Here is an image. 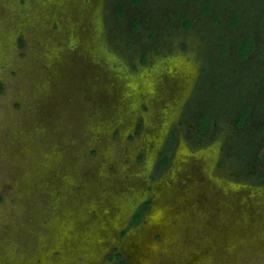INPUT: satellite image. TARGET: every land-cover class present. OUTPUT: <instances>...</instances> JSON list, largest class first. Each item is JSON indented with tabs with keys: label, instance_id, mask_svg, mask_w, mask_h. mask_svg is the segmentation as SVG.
<instances>
[{
	"label": "rangeland",
	"instance_id": "rangeland-1",
	"mask_svg": "<svg viewBox=\"0 0 264 264\" xmlns=\"http://www.w3.org/2000/svg\"><path fill=\"white\" fill-rule=\"evenodd\" d=\"M0 264H264V0H0Z\"/></svg>",
	"mask_w": 264,
	"mask_h": 264
},
{
	"label": "trees",
	"instance_id": "trees-1",
	"mask_svg": "<svg viewBox=\"0 0 264 264\" xmlns=\"http://www.w3.org/2000/svg\"><path fill=\"white\" fill-rule=\"evenodd\" d=\"M135 1H136V3H139V2H140V0H135ZM205 8H206V7H205ZM235 21H236V16L232 19V23H231V24L234 25V24H235ZM184 25H185V26H188V25H189V20H188V19L185 20ZM252 49H253L252 38H251L250 35H247V36H245V37L243 38V40L241 41V43H240V45H239V48H238V52H239V54H240V56H241L242 58H245V57L251 52ZM242 118H243V115H241V116L239 117V122L242 120ZM203 119H205V118H203ZM203 127H204V128H203ZM198 128H199V132H200L203 136H205L206 133H207V131H208V128H209V127L207 126V123H205V122H201V123H199ZM161 162H162V164L167 163V158H166V157H163ZM144 208H145V206L143 207V209H144ZM139 217H140V215H139V213H137V214L134 216V221L138 220Z\"/></svg>",
	"mask_w": 264,
	"mask_h": 264
}]
</instances>
